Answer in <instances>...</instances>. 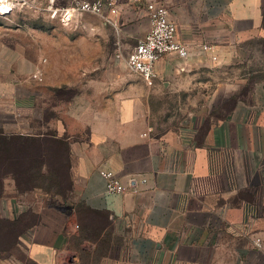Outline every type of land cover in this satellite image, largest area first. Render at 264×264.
Masks as SVG:
<instances>
[{
    "label": "crops",
    "instance_id": "1",
    "mask_svg": "<svg viewBox=\"0 0 264 264\" xmlns=\"http://www.w3.org/2000/svg\"><path fill=\"white\" fill-rule=\"evenodd\" d=\"M36 1L61 7L73 0ZM118 2L112 22L98 16V24L86 26L103 36H32L36 60L16 59L14 46H0V224L9 236L7 243L0 238V255L22 241L34 264H264V80L204 132L202 114L185 127L161 129L143 80L124 56L125 67L81 72L87 82L56 80L57 88L66 84L79 94L69 106L56 105L52 121L44 119L48 88L40 59L47 42L70 44L75 54L87 44L89 58L105 57L96 48L109 27L117 42L138 43L150 26L146 5L157 2L168 8L191 54L160 59L151 89L204 91L201 66L213 58L202 44L214 47L220 63L237 44L264 37V0ZM100 73L105 78H95ZM101 169L125 184L136 178L138 189L107 193ZM7 179L16 195L27 196L19 204L11 199L19 206L8 205L14 218L1 212Z\"/></svg>",
    "mask_w": 264,
    "mask_h": 264
},
{
    "label": "rangeland",
    "instance_id": "2",
    "mask_svg": "<svg viewBox=\"0 0 264 264\" xmlns=\"http://www.w3.org/2000/svg\"><path fill=\"white\" fill-rule=\"evenodd\" d=\"M38 3V2H37ZM7 5V4H6ZM7 12H0V46L7 47L6 44H11L15 49V58L24 57L37 59V46L31 44V37L53 38L58 36H84L102 35L95 31L88 32V24L96 25L100 22V18L96 15H84L75 18L69 24H63L59 18H49V14L37 8L36 10L29 9L27 6H17L13 11L10 5ZM150 22V21H149ZM107 40L97 42L96 51H102L105 57L96 55L95 58H89L87 53V44L81 45L85 48L83 52L72 53L73 46L70 44L63 45V48H55L53 43L47 42L43 45L41 61L45 68V84H46V101L45 120H55L57 106H69L72 98L79 94L78 88H72L64 84L61 88H57L55 81L65 78L66 81H76L77 83L87 82L89 76L80 74L86 73L90 68L105 67L110 64L112 67H125L119 65L123 57L128 56L135 42H117L116 33L110 27L107 29ZM2 37L9 38L5 43ZM119 51L121 57H117ZM233 55L226 62H218L212 59L211 65L205 64L202 67V73L199 76L201 82H205L204 91L194 90L188 93L172 92V93H154L153 89L146 86V94H149V103L153 123H158V127H185L187 119L201 115L207 119L200 126L199 131L204 132L208 127L209 121L212 118H220L229 113L231 105L239 99H250L252 89L255 88L258 82L264 80V37H256L250 41L237 44L232 49ZM214 63V64H213ZM80 71V72H79ZM42 78L43 75H38ZM95 78L103 79L102 73L95 74ZM142 79V78H141ZM45 89V88H44ZM57 105V106H56ZM215 120V119H214ZM12 129L13 127H8ZM54 129L47 126L46 131L51 132ZM190 132V131H189ZM200 132V133H201ZM12 181L6 180V189L4 202L2 203V213L6 216L15 217L8 210L10 204L11 209L19 211L17 204H11L16 198L18 204L27 196L16 195ZM8 210V211H7ZM11 211V210H10ZM4 227V228H3ZM5 225L0 224V238L4 237V242H8L9 236H4ZM12 230L9 231L11 233ZM11 239V237H10ZM10 252H3L0 255V264H23L28 263V252L22 241ZM5 243H0L1 245ZM28 264H34L29 262ZM95 264V263H94Z\"/></svg>",
    "mask_w": 264,
    "mask_h": 264
},
{
    "label": "built area",
    "instance_id": "3",
    "mask_svg": "<svg viewBox=\"0 0 264 264\" xmlns=\"http://www.w3.org/2000/svg\"><path fill=\"white\" fill-rule=\"evenodd\" d=\"M1 5H10L13 11L17 6L25 5L29 9L39 8L44 12H50L52 18H59L63 24H69L76 15L92 14L108 19L109 14L117 15L119 11L118 0H73L68 6L55 7L49 2L47 6H41L36 0H0ZM146 9L149 15V30L128 54L126 62L128 67L137 73L151 88L158 78L157 62L166 55H175L179 59L187 60L191 51L187 44L177 37V25L170 19L168 8L157 2H148ZM202 50L210 57L216 59L214 47L210 44H202ZM119 51L117 57H121ZM101 176L105 180L106 192L109 194H124L129 189H138V180L130 178L125 184L121 177L110 169H101ZM78 227V225H77Z\"/></svg>",
    "mask_w": 264,
    "mask_h": 264
},
{
    "label": "clouds",
    "instance_id": "4",
    "mask_svg": "<svg viewBox=\"0 0 264 264\" xmlns=\"http://www.w3.org/2000/svg\"><path fill=\"white\" fill-rule=\"evenodd\" d=\"M8 9L2 5H0V12L7 11Z\"/></svg>",
    "mask_w": 264,
    "mask_h": 264
},
{
    "label": "bare ground",
    "instance_id": "5",
    "mask_svg": "<svg viewBox=\"0 0 264 264\" xmlns=\"http://www.w3.org/2000/svg\"><path fill=\"white\" fill-rule=\"evenodd\" d=\"M0 5H1V4H0ZM2 6L6 7L7 5H2ZM6 8L9 10V8H8V7H6ZM8 10H7V11H8ZM7 11H3V12H7Z\"/></svg>",
    "mask_w": 264,
    "mask_h": 264
},
{
    "label": "trees",
    "instance_id": "6",
    "mask_svg": "<svg viewBox=\"0 0 264 264\" xmlns=\"http://www.w3.org/2000/svg\"><path fill=\"white\" fill-rule=\"evenodd\" d=\"M232 107H233V105L230 106V109L229 110H231Z\"/></svg>",
    "mask_w": 264,
    "mask_h": 264
}]
</instances>
